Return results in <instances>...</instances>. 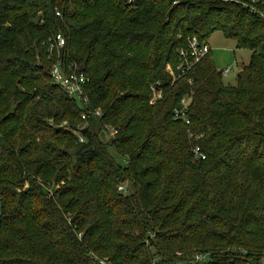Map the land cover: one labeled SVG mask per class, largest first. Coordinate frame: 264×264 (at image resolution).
<instances>
[{"label":"trees","instance_id":"trees-1","mask_svg":"<svg viewBox=\"0 0 264 264\" xmlns=\"http://www.w3.org/2000/svg\"><path fill=\"white\" fill-rule=\"evenodd\" d=\"M215 31L252 51L236 82L211 51L174 79ZM0 200V264H264V0H0Z\"/></svg>","mask_w":264,"mask_h":264},{"label":"built area","instance_id":"built-area-1","mask_svg":"<svg viewBox=\"0 0 264 264\" xmlns=\"http://www.w3.org/2000/svg\"><path fill=\"white\" fill-rule=\"evenodd\" d=\"M178 1H173V4H177ZM56 15L62 17L61 11L57 10ZM46 45L48 52L51 55L56 57L55 62L51 68V77L53 83L63 88L69 97L87 104L88 97L86 95V85L88 83V76L83 71V67L78 65L76 61L66 60V38L63 33L59 32L47 39L43 42ZM211 51L208 43L205 41H201L197 36H192L188 38V43L186 47H182L179 49L180 62L177 65L176 69L168 64L166 69L173 76L174 79H178L180 77L186 76V73L189 72L192 67H194L198 62L201 61L206 54ZM241 69V68H240ZM239 69V71H240ZM224 79L228 77V75L235 71L232 67L226 66L219 69ZM238 71V72H239ZM237 72V74H238ZM190 82H192L190 80ZM154 96L151 99V103H155L157 99L162 98V91H156L154 87ZM187 100L183 99V103H186ZM186 109L187 105L185 104L183 109L178 113V116H182L186 119V123H189V119L186 118ZM101 116V111L98 109L95 112L89 111L88 114L84 112L82 114L83 120H87L88 115ZM80 128H85V124L81 125ZM108 132V137L112 138L116 135L117 130L112 127H106ZM81 133V131H79ZM81 141H84V138H80ZM195 154L201 159L205 158V155L200 151L199 147L195 148ZM2 210L1 200H0V215ZM205 257L202 254L197 253L193 260L192 264H205ZM99 264H108L107 259L101 260Z\"/></svg>","mask_w":264,"mask_h":264},{"label":"rangeland","instance_id":"rangeland-1","mask_svg":"<svg viewBox=\"0 0 264 264\" xmlns=\"http://www.w3.org/2000/svg\"><path fill=\"white\" fill-rule=\"evenodd\" d=\"M207 43L211 48V56L218 69L230 66L235 70L225 79L226 83L234 84L236 82L237 72L243 64L246 65L249 63L252 51L249 48H240L235 39L227 38L222 31H215L208 38ZM108 138V132L103 130L101 139L106 141ZM110 150L116 159L120 160V155L114 149L110 148ZM236 250H239V248ZM203 255L207 256V253H203ZM238 258L244 263L248 260L250 261V259H246L243 256H238Z\"/></svg>","mask_w":264,"mask_h":264},{"label":"water","instance_id":"water-1","mask_svg":"<svg viewBox=\"0 0 264 264\" xmlns=\"http://www.w3.org/2000/svg\"><path fill=\"white\" fill-rule=\"evenodd\" d=\"M85 131V129H83Z\"/></svg>","mask_w":264,"mask_h":264}]
</instances>
